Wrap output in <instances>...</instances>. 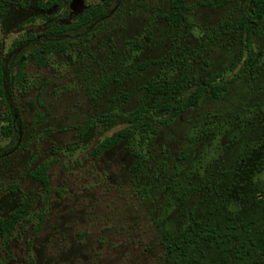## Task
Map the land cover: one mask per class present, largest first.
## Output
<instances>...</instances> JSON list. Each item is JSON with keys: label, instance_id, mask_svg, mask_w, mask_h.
I'll return each instance as SVG.
<instances>
[{"label": "rangeland", "instance_id": "1", "mask_svg": "<svg viewBox=\"0 0 264 264\" xmlns=\"http://www.w3.org/2000/svg\"><path fill=\"white\" fill-rule=\"evenodd\" d=\"M37 1L0 0V220L29 202L11 233H0V264L30 259L35 264H215L203 262L204 244L229 255L224 264H264V114L249 124L248 137H239L228 122L232 99H246V86L233 89L262 83L264 76L256 71L251 82L237 79L220 99L206 93L198 108L170 117L158 108L163 95L147 99L143 86L151 76L171 81L181 69L158 64L133 70L147 49L148 24H154L158 43L149 57L160 56L174 36V42L183 36L177 51H190L186 65L192 82L171 97L174 101L214 72L221 74L215 83L229 80L232 61L246 49L240 30L232 29L248 0H232L217 10L185 0L193 22L185 33L161 19L169 0H111L100 19L55 34L45 33L51 21L68 24L102 0H62L60 7L45 10ZM260 24L263 37L252 39V54L264 51V21ZM53 40L67 43L65 53L47 54V65L34 63L30 51ZM115 79L120 83L111 84ZM140 105L147 111L130 120ZM6 114L13 118L9 137L1 131ZM144 120L156 130L150 138L132 127L130 137L93 152L117 130ZM243 144L255 153L249 172L236 164L241 169L235 182L230 176L200 185V179L216 177L218 163L231 165ZM138 158L142 166L134 174L130 167ZM47 161L45 192L30 173ZM183 206L196 219L180 214ZM195 220L215 226L216 237L191 245L186 258L179 250L169 255L166 244L193 237Z\"/></svg>", "mask_w": 264, "mask_h": 264}, {"label": "flooded vegetation", "instance_id": "2", "mask_svg": "<svg viewBox=\"0 0 264 264\" xmlns=\"http://www.w3.org/2000/svg\"><path fill=\"white\" fill-rule=\"evenodd\" d=\"M174 1L176 2L177 0H169L168 1L167 8H166L165 12L161 14V19L163 20V22L166 25H168L170 27H174V28L175 27H183L184 28L183 31L185 33V31H187V29L193 25V22H190L188 20V17H187V11L190 8L188 6V9H186L184 11L186 14V19H184L182 22H180V23L171 22V20L167 18V15L170 13L171 5ZM231 1L232 0H230L227 4H229ZM207 2H209V4H207ZM197 3H199V5H201L202 7L209 6L211 8V10H217L220 7L227 5V4L219 5L216 3V0H198ZM185 4H186V1H185ZM249 8H250V3L248 0V9L247 10H249ZM244 13H242L236 19L235 24H234L233 29H232V32L235 33V29L240 30L239 32L241 33V36H244L246 49H245V52H242V53L239 52L238 56L236 58H234V60L232 61V66L229 67V71L232 72V75L230 76L229 80L215 83L214 81L216 79H218L219 77H221V74H220V72H214V73L210 74L209 76H207L203 79L201 78V80L197 82V83H200L202 86L209 88V90H207L204 94H206V93L210 94L211 98H213V99H216V100L220 99V97L222 95V91L228 90L229 89L228 84L236 81L237 79L242 78V80L244 79L247 82H251L252 80L256 79V77H255L256 71H258V73L260 75L262 74L264 76V64L261 65L259 70H257V66L263 62V61L261 62V59H262L261 57L264 56L263 55L264 51L261 48L260 50L256 51L254 54H252L250 52L252 39L254 37L261 38V36L263 34L260 23L264 21V15L260 19L255 20L253 22V25H252L253 30H252L251 36L248 37V36H246V31H244L242 29V27L240 25H238L239 19L242 17V15ZM187 23H189L190 26H187ZM226 24L229 27L231 22L227 21ZM228 27L226 29L227 31L225 30L226 32H228ZM154 28H155L154 24H152V25L148 24L147 32L148 33L152 32V33H151V35L146 34L143 37L145 39L146 44H147L146 45L147 49L143 50V52L137 56L135 66L133 67L134 72L139 73L145 69L151 68L152 66H155L158 64H160V65L163 64L164 66L173 65V66L177 67L178 70L181 69V71L179 72V75L176 78H178L182 74V72H186L188 77L190 78V80H192L191 79L192 76L188 72V67L186 65V61L191 59V57L188 55V53L190 51H188V52L186 51L184 53H181V52L176 50V49L180 48V43L182 40L181 38L183 36L179 37L180 39L178 42L176 40L174 42V39H176L177 36H174L173 38L168 39L167 43L165 44V47L163 49L164 52L160 56L149 57L147 55V54L151 53L149 51H152L153 45L158 43V41L155 39V35H154L155 29ZM190 46L191 45H189L187 42H185L183 44L184 48L189 49ZM173 48L175 49V52H172ZM196 53H198V52L194 53L195 56L199 55V53L198 54H196ZM145 63H147V65L145 67H140L142 64H145ZM214 75H216V77L213 81H211L210 84L205 83L207 79H209L210 77H212ZM176 78H174V79H176ZM149 80H153V76H151L149 79L145 80L144 84L146 83V85L143 86V89L147 90L146 86H147V83ZM190 80L188 81L189 85L192 82ZM246 81H244V82H246ZM110 83L111 84L112 83L117 84L120 82L118 79H115V80L111 81ZM212 86H216V87L219 86V92L214 94L211 91ZM244 86L247 87L246 94H245L246 95L245 101H239L238 99H232V102L230 103V107L232 108L231 111L233 113L231 112L230 116L228 117L229 118V120H228L229 125L231 126L233 131L235 130L236 132L239 133V137L241 135H243V137H248L249 134L252 133V130L249 127V124L252 121L259 119L264 114V82H262V83L259 82L257 84H256V82H255V84L254 83H252V84H240L239 88L233 89V92H240L241 87H244ZM125 96L127 97V94ZM199 105H200V100H199V103L196 107H184L182 110H180L178 113H176L174 115H172L171 112L169 111L170 117H177L185 109H187V108H198ZM203 117L204 116H201L200 118H203ZM12 120H13V118H12ZM263 123H264V118H263ZM263 129H264V126H263ZM198 131H200V130H198ZM155 133H156V130H155ZM254 154L255 153L253 151H250L248 149V146H246V144H243L242 148L238 150L237 156L234 158L233 163L231 165H228L225 168V166H223L222 163H218L215 166V169H214L213 174H212V176H216V177L215 178L200 179V185L205 186V187H207V184H209V183L214 185L213 182L218 183L220 181V179H222V181H225V178L228 179L230 176L233 177V182H235V177L239 174L240 169H241L240 167H236V164H240V166L242 164L245 165L247 167L245 169V172H249L250 168L248 166L250 164L251 158L253 157V156L251 157V155H254ZM132 166H133V164L131 165V167ZM131 167H130V169H131ZM183 207L181 208L180 214L184 215L185 212L186 213L189 212L190 218L193 220L196 219V216H194L195 213L193 212V210H190V209L186 210L185 207L184 208ZM205 209L208 212L207 206H205ZM210 209L212 210V208H210ZM215 209H217V208H215ZM191 213L193 214L192 216H191ZM201 213H202V211L200 210V214ZM196 228L197 229L195 230L196 231L195 235L189 239H186L184 242L181 243L180 241L178 242L175 240L173 243H167L166 246H167L168 254L170 255L173 251L179 250V253L183 257L186 258L187 251L191 247V245H193L194 243H196L199 240H208V241L212 240L217 235L215 226L207 228V227L201 225L200 222L196 221ZM199 247L201 248V245H199ZM228 256L229 255L223 254V252H220L219 250H217L215 248H213V249L210 248V245H205V244H204V248H203V254H201V257H203L205 259L203 262H207V261L211 260L215 264L216 263L217 264L226 263L228 260Z\"/></svg>", "mask_w": 264, "mask_h": 264}, {"label": "trees", "instance_id": "3", "mask_svg": "<svg viewBox=\"0 0 264 264\" xmlns=\"http://www.w3.org/2000/svg\"><path fill=\"white\" fill-rule=\"evenodd\" d=\"M68 1V0H66ZM111 0H102L97 2L87 9H83L81 12L76 14L73 20L68 24H56L54 21H51L45 31L46 34H55L65 32L74 28H80L86 25H89L92 22L100 19L105 13V6L109 4ZM230 0H216V3L219 5L227 4ZM250 8L247 10L242 17L239 19L238 25L246 31V36H251L253 30V22L260 19L264 15V0H249ZM61 6L62 0H39L36 2V7L40 10L51 9L53 6ZM188 9V5L185 4L184 0L174 1L171 5L170 13L167 15V18L171 22L180 23L186 19L185 10ZM49 18L50 16H46ZM187 26H190L187 23ZM249 39V38H248ZM67 49V43L65 41L53 40L51 42L43 43L42 46L35 47L29 53L30 58L37 65L43 66L48 64L47 54L49 53H65ZM147 63L142 64L140 67H145ZM22 67L21 64L16 74L14 75V81L19 82L22 76ZM216 75L210 77L206 80L205 83L210 84L211 81L215 79ZM2 81V70L0 68V83ZM189 77L186 72L173 80H160L156 81L155 79L149 80L147 83V99H150L153 95H163V98L160 100L158 108L163 109L164 111H170L172 115L178 113L184 107H196L199 103L202 95L209 90V88L202 86L200 83H196L193 90H191L183 99L174 101L171 97L180 92V90L188 83ZM211 91L216 94L219 92V86H212ZM3 87L0 85V95L3 93ZM147 108L143 105H140L137 109L131 112L130 120H138L141 113H145ZM6 124L1 127L2 136L9 137L13 133V120L10 114L5 115ZM90 122L84 129H87L90 126ZM132 127L143 138H150L154 133L155 129L152 127L149 121L144 120L141 122H133L132 126L125 127L114 132L110 137L101 141L97 146L92 149L94 153H100L103 149L111 145L113 142L118 141L120 138H128L132 134ZM51 161L43 162L39 164L34 170L31 171L30 175L38 180L45 192L49 191V180L47 176V169ZM141 159H137L133 166L131 167L134 174H138L141 170ZM29 202L24 200V203L14 212H11L7 218L0 220V233L10 234L13 230L15 224L18 221L21 213H25ZM27 264H35L32 259L28 260Z\"/></svg>", "mask_w": 264, "mask_h": 264}]
</instances>
